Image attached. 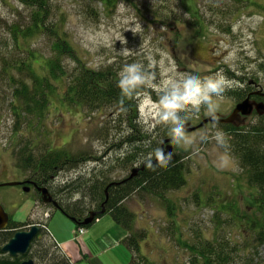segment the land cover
<instances>
[{
  "label": "rangeland",
  "instance_id": "374dc122",
  "mask_svg": "<svg viewBox=\"0 0 264 264\" xmlns=\"http://www.w3.org/2000/svg\"><path fill=\"white\" fill-rule=\"evenodd\" d=\"M41 11L47 22L53 23L48 28L49 36L19 37L18 46L9 41L7 47V51L13 52L9 55L18 61L29 59V51L34 55L24 70L11 68L10 75L19 82L17 86L1 69L5 60L0 61V183L27 179L32 172L19 166V149L34 134L27 127L30 116L17 118L14 112L13 85L20 88L24 83L26 90L32 92L35 78H49V85L44 87L49 105L41 109L46 136L40 137L34 152L43 153L50 146L72 158L56 169L48 186L61 204L84 199L91 206L88 211L94 208L92 193L74 190L82 179L96 181L101 177L117 182L127 177L132 167L142 166L143 162L124 165L120 160L135 146L126 140L131 134L141 133L139 138L148 140L146 146L154 141H159V145L162 136L171 137L174 125L170 121L145 123L141 119L145 106L150 100L159 101L169 81H180L192 74L205 79L222 73L233 85L218 100L217 113L223 116L241 95L246 73L264 88V0H44L42 4L33 0H0V40L10 38L6 25L15 22L24 28L32 15ZM56 36L68 42L77 60L64 53L53 55L50 40ZM0 44L2 48L1 41ZM124 49L130 51L125 54ZM50 57H55L59 67L64 68L66 78L56 80L50 75L44 65V58ZM129 64H138L145 77V84L128 96L129 121L113 105L90 101L94 98L90 95L84 98H89L86 100L92 105L80 106V91L75 87L84 68L98 74L109 72L105 74L106 83L100 79L94 82L101 91L107 83L117 85L124 75L122 69ZM155 108L157 104L151 103L148 111ZM177 115L182 122L192 125L210 116L204 105L199 110L186 106ZM131 121L135 125H130ZM246 123L234 131L217 122L207 123L186 132L191 144H173L171 159H179L185 185L164 194L137 190L117 203L133 215L130 236L136 240L132 242L123 243L124 239H120L113 245L87 246L84 235L71 241L68 236L74 235L73 228L76 230L72 219L46 206L34 192L24 193L16 186L0 188V205L9 219L29 218L45 225L47 230L41 229L39 239L36 236V242L31 244L39 258L50 254L49 260L48 255L37 260L39 264L67 259V251L72 264H200L194 261V250L189 245L194 247L200 240L224 236L229 250L232 241L241 239L238 234L243 229L242 216L250 211L249 206L256 209L255 199H251L255 189L249 186V171L240 167L232 145L235 139L241 141L254 135L256 125L264 131V118L252 116ZM218 130L225 134L223 146L214 138ZM17 131L22 134L18 140ZM261 142L258 147L264 149V141ZM221 157L227 158L226 164ZM47 212L49 217L45 218ZM109 219L113 221L112 216L102 215L98 219L102 221L100 225L92 223L85 234L89 236V232ZM125 234L124 238L129 234L126 229ZM2 237L0 249L6 244ZM0 253L5 254L1 250ZM250 255L253 262L264 264V246L253 249ZM233 264L243 263L236 258Z\"/></svg>",
  "mask_w": 264,
  "mask_h": 264
},
{
  "label": "trees",
  "instance_id": "16d2710c",
  "mask_svg": "<svg viewBox=\"0 0 264 264\" xmlns=\"http://www.w3.org/2000/svg\"><path fill=\"white\" fill-rule=\"evenodd\" d=\"M33 2L43 3L44 0H33ZM33 5V3H32ZM40 10V8L38 9ZM39 14L36 12L35 15H32L31 21L28 22L24 28H20V26L16 25L15 22L6 25L8 26V30L10 32L9 39L0 40L2 43V48L0 44V61H4V66H2V70L8 76L10 82H13L14 85L17 86L19 82L14 80L11 74V68L16 69L18 72L24 70V66L30 63V60L34 57V55L29 51L27 60H16L13 59L9 54L13 53L8 50L9 41L12 43L17 42L19 37L23 39H27L33 36H40L44 34L45 36H49L48 28L53 25L52 22H47V17L43 11ZM17 45V44H16ZM18 46V45H17ZM24 49V48H23ZM22 49V50H23ZM50 49L54 53L58 54H66L70 56L72 60L76 59V56L73 55V51L71 50L68 42L65 41L62 37L56 36L53 40H50ZM54 58V59H53ZM55 57L44 58L45 68H48L50 75L54 76L56 80L62 79L63 76L66 75V71L63 67H59V64L56 62ZM80 68H82V62H79ZM105 74H109L106 72ZM105 74L94 73L89 69H85L81 72V75L78 76L76 80V90H79V98L81 99L79 104L83 105H92L84 98L85 95H90L94 97L93 99H89L90 101L100 100L104 103H108V105H113L118 109V112L129 121V116L127 115L129 112L128 104L131 103L128 96H125L121 93L118 84L113 85L112 83H107L104 90H99V88L95 85V80L100 79L106 83L107 76ZM43 80H38L35 78V81L32 86V92L26 90V85L24 83L20 84V88L14 87L12 88V101L11 104L14 107V112H16L17 118H21L30 116L28 119L27 127L32 130L34 134L32 139L25 140V144L23 148L19 149L20 156V164L21 168L31 169V173L29 174V178L36 181L42 186L46 180L50 181L51 177L56 169L60 166L65 165L67 162L72 161V158L63 154L56 148L48 147L43 153H35V148H38V140L42 136L45 138L44 134V126L42 125V107H47L49 105V100H47L46 92L44 91V87L46 83L49 85V78L44 76ZM66 78V76H65ZM40 87L41 91L38 89ZM240 97V96H239ZM241 98V97H240ZM18 102H21L19 104ZM32 121V122H31ZM263 122V121H262ZM263 124V123H262ZM130 125H135L132 123ZM253 128L254 135H249L247 138L243 140L235 139L232 145V153L237 157L240 167L243 169H248L249 171V186L255 189V194L252 195L251 199L254 198L253 204L256 205V209H253V206H249V212L243 215L242 220H244V224L240 225L243 229H241V233L238 236L241 238L240 240L232 241V247L228 248L227 242H225V238L216 236L212 240H200L198 245L191 246L189 244L179 243L180 245H186L190 249L194 250V261L200 264H233L236 258H239L243 264H260L253 262L251 260V252L253 249H257L258 246H264V149L259 146V143L264 141V131L263 127ZM224 128H229L234 130H238L230 125L223 126ZM38 133V135H37ZM140 134L134 136L131 134L130 138H127V142L135 143V146H132L121 158L122 164H137L140 162H146L150 160L151 162L155 159L151 156L157 148L159 141H154L150 144V146H146V142L148 140H144L140 137ZM24 135V134H23ZM147 135V134H146ZM17 140L18 136H22L19 131L16 133ZM166 138L167 136H162V138ZM163 139H161L162 141ZM261 142V144H262ZM45 145H48L47 141L43 142ZM173 146V143H172ZM160 148V144L158 145ZM161 149V148H160ZM179 159H170L165 165L159 164L155 161L152 167H146V162L142 171H140L137 176L133 177L131 180L121 182L116 186H111L108 189L109 199L105 203V213H109L113 216V219L116 223L124 227L129 234L126 238H124L123 243H129L136 238L130 236L132 226L130 220L133 215L126 209L119 207L117 203L122 201V199L133 194L134 191L137 190H145L151 194H164L167 190H176L183 185H185L186 180L183 176L182 169L180 164L178 163ZM95 181L94 179H82L77 186L74 187L76 193L81 192L84 189V192L92 193L91 203L94 206L93 209L95 211H100L102 206L101 203L105 199L104 190L105 188L111 184V181L108 182L106 178H99ZM119 182V181H118ZM47 185V184H46ZM46 187V186H45ZM81 188V189H79ZM79 189V191H78ZM61 212L67 216L68 218L74 219L76 223H80V221L84 220L91 206H87L84 202V199H79L77 202L73 204H61ZM97 215V218H101L102 215ZM76 227L81 226L75 224ZM83 226V225H82ZM91 225L83 226L84 228H89ZM129 230H128V229ZM41 230V229H40ZM42 231V230H41ZM40 236V235H39ZM11 235L5 236L4 241L8 240ZM39 239V237H38ZM37 239V240H38ZM136 248H139L138 245H135ZM47 254L44 255L47 256ZM50 259V254L47 257V260ZM64 259V258H63ZM193 262V261H192ZM55 264H72L69 259L65 258L64 260H60V262Z\"/></svg>",
  "mask_w": 264,
  "mask_h": 264
},
{
  "label": "clouds",
  "instance_id": "9594fccd",
  "mask_svg": "<svg viewBox=\"0 0 264 264\" xmlns=\"http://www.w3.org/2000/svg\"><path fill=\"white\" fill-rule=\"evenodd\" d=\"M129 51H130L129 49H124L125 54H127ZM122 72L124 73V75H122L121 78L119 79L118 87H119V89L123 95L130 96L133 90H135L138 86H142L145 84V77L141 74L140 66L138 64L126 65L122 69ZM232 86H233L232 82L225 75H223L222 73H219V72L215 73L213 75H209L205 79H201L200 77L192 74V75H188V76L183 77L180 81H174V80L169 81L166 85V92L164 95H162L160 97L159 101H151L150 97H149L150 104L145 106V113L143 116H141V119L145 123H148L150 120H159V121L165 122V123L170 121L174 125V127H172V129H171V132H172L171 136H173L172 143H174L176 145H180V143L182 141H184L185 143L191 144L192 141L188 140L186 137V132H185L184 124H183L184 122H182L180 120L177 113L179 111L184 110L186 108V106H189V105L196 110H199L201 105H204L207 107L208 114L211 116L212 121H213V122H207V123H214V124L216 122L218 123V120H219V117L217 116V111L219 110L218 100L221 99L223 97V94L225 93V91L230 89ZM240 97L238 94V100L239 99L243 100L242 94L240 95ZM214 98H216L217 102H214ZM241 100H239V101H241ZM151 103H156L157 108L152 109L151 112H149L148 109H149ZM253 110H254V108H253ZM253 110H252V114L254 113ZM230 112L228 114L224 115V117L229 115ZM252 114L248 117L239 116L241 118V120H243V124H240L237 126L233 125V124H227V125H230L236 129H238L240 127H244L243 125L247 124L246 119L251 117ZM210 116H208V117H210ZM259 116H263L261 118H264V114H262V115L258 114V117ZM205 118H207V117H205ZM205 118H203V119H205ZM222 125L227 126L225 124H222ZM203 127H205V126H203ZM200 128H202V127H200ZM197 129H199V128H197ZM187 133H189V132H187ZM167 138H169V137H167ZM214 138H215L217 144H219L221 146H223L226 143L225 134L222 131L218 130L215 133ZM152 157H154L155 160L159 164L165 165L171 159L172 153L170 151L168 153H164V151L162 149L157 148L154 151V153L152 154ZM221 159L225 164L227 163L226 157H221ZM152 166L153 165L151 162L146 164V167H152ZM127 177H125V178H127ZM125 178H123V179H125ZM14 181H17V180H14ZM111 182H113V181H111ZM119 182H121V181H119ZM112 186H114V185H112ZM48 217H49V212H47L45 214V218H48ZM45 218L43 217V219H45ZM98 219L99 218H97L96 220H98ZM96 220H94V222ZM37 226L39 227V230L40 229L47 230L44 224L42 226L40 224H37ZM80 227L84 228L82 225ZM80 227H77L76 230H73V234H74L73 237H77V239L79 237H81V235H83L86 232V228H84V233L81 234L80 236H78L76 234V232L78 229H80ZM33 239L31 240L32 242H33Z\"/></svg>",
  "mask_w": 264,
  "mask_h": 264
},
{
  "label": "water",
  "instance_id": "95a60500",
  "mask_svg": "<svg viewBox=\"0 0 264 264\" xmlns=\"http://www.w3.org/2000/svg\"><path fill=\"white\" fill-rule=\"evenodd\" d=\"M264 96V94H263ZM253 107H255L256 111L259 114H264V103L263 102H254L249 100V97L239 101L235 108L230 112L229 115H227L226 117L220 115L217 113V116L219 117L218 123L220 124H233V125H240L243 124V120H241L239 123L235 124V122L237 121V119L239 118V116H243V117H248L252 114V110ZM207 122H213L211 116L207 117L205 119H203L199 124L192 126L190 122H184V128H185V132H193L195 131V129L200 128L205 126V124ZM172 139L173 136L166 138L165 140H163V142L160 145V148L164 151V153H168L169 151L172 153L174 148L172 146ZM156 160L154 159L152 162L150 160H147L146 162L149 163L151 162L152 164L155 162ZM146 162L142 163V166L140 167H132V169L130 170V174L127 178L121 180V182H125L128 180H131L133 177L137 176V174L142 171V169L144 168ZM121 182L117 183V182H111V184H109L105 190H104V195H105V199L104 201L101 203V210L100 211H95V210H90V212L88 213V215L86 216V218L82 221H80V223H76L74 221V219H72L73 223L75 224H79V225H83V226H87L90 225L92 222H94V220L97 219V215H101L103 213H105V203L108 201L109 199V194H108V189L111 188L112 185H118L121 184ZM31 183L30 180H24V182H20V181H14V182H3L0 183V187L3 186H9V187H14V186H18V185H22L24 186V184H29ZM32 185H34V187H37V191L39 192V197L41 198L42 203L47 204V203H51L53 205L54 208H56V210H60L61 211V207H59V205L57 204V202L54 200V198L51 196L48 187L46 186H40L38 187L36 185V183H32ZM29 191L28 187L24 188V192ZM8 215L6 214L5 210H3L2 206L0 205V230H3L5 228V225L8 222ZM39 227L36 225H32L27 231H17L6 243L5 246L2 247L1 252L3 253H8L11 257L16 258L18 255H25L27 254V251L30 247L31 244V240L36 237L38 235L39 232ZM23 264H34V262L32 260H28L23 262Z\"/></svg>",
  "mask_w": 264,
  "mask_h": 264
},
{
  "label": "flooded vegetation",
  "instance_id": "af4514ba",
  "mask_svg": "<svg viewBox=\"0 0 264 264\" xmlns=\"http://www.w3.org/2000/svg\"><path fill=\"white\" fill-rule=\"evenodd\" d=\"M248 74L249 73H246L245 79L242 80V84H241V90L240 91H241V94L243 96L242 99L249 97V100L254 101L256 103H258V102L264 103V96H263L264 88H263V86L261 85V83L258 80H255V79H252L251 77H249ZM239 100H241V99H239ZM239 100L236 101L235 106ZM234 107L232 108V110L234 109ZM253 108H254V110H253L254 113L252 114V116H258L259 113L256 111L255 107H253ZM261 117H263V116H261ZM240 121H241V118L239 117L237 119V121L235 122V124L239 123ZM166 138L164 137L163 140H165ZM163 140L160 142V145L163 142ZM53 179H54V176L51 177L52 181H53ZM24 180H30L31 183L26 184V185L24 184V186L18 185L16 187H18L23 192H24V188L28 187L29 191H27V193L34 192L35 194H37V197L41 200V198L39 197V192L37 191V187H34V185H32V183H36V185L38 187H40L42 185H40L39 183L37 184L36 181H34L30 178H27ZM24 180H17V181L24 182ZM48 182L49 181L46 180V182L43 185L48 187L51 196L54 198V200L60 206L61 203L56 200L57 197L55 196V194H52V192L50 191L51 187L48 186L49 185ZM114 186H116V185H114ZM0 188H3V187H0ZM47 205L54 208L51 203H47ZM8 220L9 221L5 225V228L3 230H0V237L3 236L2 237L3 239H5V236H7V235L13 236L17 231H27L32 225H37V224H40L41 226L43 225V223L40 221H37V223H33L29 218H27L26 221H19V220L14 221V220L9 219V218H8ZM39 235H40V232L38 233L37 238L39 237ZM33 242H36V241H33ZM33 242H31V244ZM29 248L30 249H28L27 254L18 255L16 258H12L8 254L5 255V254L0 253V258H4V260H5V261H3L5 263L0 261V264H6V262H7V264H23V262L28 261V260H32L34 262V264H39V262L37 260H39V259L43 260L44 257L39 258L38 254H36V251H32V245H30Z\"/></svg>",
  "mask_w": 264,
  "mask_h": 264
},
{
  "label": "crops",
  "instance_id": "0c3cea01",
  "mask_svg": "<svg viewBox=\"0 0 264 264\" xmlns=\"http://www.w3.org/2000/svg\"><path fill=\"white\" fill-rule=\"evenodd\" d=\"M104 215H109L111 216L109 213H106ZM102 217V216H101ZM113 217V216H112ZM101 219V218H99ZM98 220H96L93 223H97ZM102 221L98 222V226L100 225ZM74 228L71 230V232H73ZM70 232V233H71ZM87 233V231L85 232ZM83 234L84 235V239L86 242L87 246H94V245H98L99 243L101 245H103L104 243H107V245H113L114 243L118 242L120 239H124V235L125 234V229H123L121 226H119L115 220L113 219V221H111L110 219L108 221H106L105 224H103L100 228H94L91 232H89V236L87 234ZM68 238L71 241H77L74 239L73 236H68ZM113 240V242H112ZM112 242L111 244H108ZM123 242V241H122ZM61 250H64L62 248H60ZM67 257L70 259V253L67 251ZM84 258H88V256H84ZM72 262V261H71Z\"/></svg>",
  "mask_w": 264,
  "mask_h": 264
},
{
  "label": "built area",
  "instance_id": "2783aa9c",
  "mask_svg": "<svg viewBox=\"0 0 264 264\" xmlns=\"http://www.w3.org/2000/svg\"><path fill=\"white\" fill-rule=\"evenodd\" d=\"M83 233H84V228H81V227H80V229H78L77 232H76V234H77L78 236H80V235L83 234Z\"/></svg>",
  "mask_w": 264,
  "mask_h": 264
},
{
  "label": "bare ground",
  "instance_id": "6f19581e",
  "mask_svg": "<svg viewBox=\"0 0 264 264\" xmlns=\"http://www.w3.org/2000/svg\"><path fill=\"white\" fill-rule=\"evenodd\" d=\"M10 238H11V237H10ZM10 238H9V239H10ZM9 239H8V240H9ZM8 240H6V243H7ZM5 245H6V244H5Z\"/></svg>",
  "mask_w": 264,
  "mask_h": 264
}]
</instances>
